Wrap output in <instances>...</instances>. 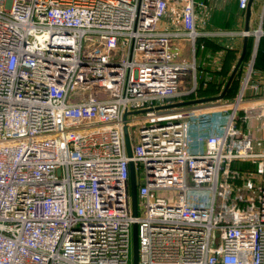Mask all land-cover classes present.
<instances>
[{
	"label": "built area",
	"instance_id": "1",
	"mask_svg": "<svg viewBox=\"0 0 264 264\" xmlns=\"http://www.w3.org/2000/svg\"><path fill=\"white\" fill-rule=\"evenodd\" d=\"M211 1L0 0V264H134V223L137 264H264L257 50L234 97L177 104L200 38L234 33L199 28Z\"/></svg>",
	"mask_w": 264,
	"mask_h": 264
},
{
	"label": "crops",
	"instance_id": "2",
	"mask_svg": "<svg viewBox=\"0 0 264 264\" xmlns=\"http://www.w3.org/2000/svg\"><path fill=\"white\" fill-rule=\"evenodd\" d=\"M210 4H211V8L208 10L209 16L207 20L204 19L202 25H199L200 29L206 31H215V32L227 31L234 33H218L215 35H209L200 38L199 42L203 45V47L199 49L198 63L201 72L205 73L203 76V80H205L207 77H209L210 79L214 78L215 82L217 83V86L218 83L221 82L222 84L221 89H222L226 83L228 76L233 71L242 53L244 38L241 37L239 34H237V32L244 30L245 28L246 11L244 12L239 10L236 0H213L211 1ZM226 17L231 18V23H230L232 25L231 28L226 26H220L221 18H226ZM243 18H245V21ZM263 19H264V2L263 5H261L260 7V13L258 16L259 22L258 25L256 26L257 28H260V26H262L261 23ZM256 27L250 28L251 31L256 32V30H258ZM251 36H253V50L254 49L258 50L259 40L262 36H264V32L261 34L260 37H257L255 34H252ZM260 48L262 49V53H261L262 57L260 63L258 64L257 62L254 66L255 68H254L253 81L256 80L264 81V38H262L260 42ZM228 51L234 52L235 58L233 61H228L227 66L229 71L227 75H224L220 71L225 63V55ZM256 57H257V53H256ZM242 70L244 71V67ZM241 79H242V75L240 78V83H241ZM240 165L244 166L243 164ZM240 165L237 164V166L239 167Z\"/></svg>",
	"mask_w": 264,
	"mask_h": 264
},
{
	"label": "water",
	"instance_id": "3",
	"mask_svg": "<svg viewBox=\"0 0 264 264\" xmlns=\"http://www.w3.org/2000/svg\"><path fill=\"white\" fill-rule=\"evenodd\" d=\"M253 0H250L249 5L247 7L246 10V23H245V28L244 30L249 31L250 27H249V19H250V15H251V3ZM246 43H247V37L244 38V44H243V49H242V53L238 59V62L236 64V66L234 67L230 78L227 82V84L225 85L223 91L216 95V96H211V97H206V98H200V99H194V100H189L186 102H181V103H177L178 105H190V104H198V103H207L210 101H217L219 99L224 98V95L231 83V81L233 80L234 75L236 74L238 68L240 67L242 60L244 58L245 52H246ZM170 100H173V98H171ZM125 130V140H126V147H127V152L128 155L131 156L132 155V147H131V141L129 138V134H128V130H127V126H125L124 128ZM130 166V190H131V199H132V210H133V215L136 216L138 213V198H137V176H136V171H135V164L133 161H130L129 163ZM132 244H133V262L134 264L138 263L139 260V241H138V225L137 223L133 224V228H132Z\"/></svg>",
	"mask_w": 264,
	"mask_h": 264
},
{
	"label": "rangeland",
	"instance_id": "4",
	"mask_svg": "<svg viewBox=\"0 0 264 264\" xmlns=\"http://www.w3.org/2000/svg\"><path fill=\"white\" fill-rule=\"evenodd\" d=\"M263 2L264 0H254L253 3L251 4V15H250V19H249V26L250 28H254L258 25V16H259V13H260V7L261 5H263ZM244 21H245V18H243ZM264 21V19H263ZM263 21H262V26H260V28H257L258 30L259 29H262L264 30V27H263ZM227 27L231 28L232 25H228ZM200 28V27H199ZM255 30V29H254ZM243 73L242 72V76H243ZM204 72H201L200 68L198 67L197 68V75L199 77V80L203 79V76H204ZM241 77V76H240ZM74 99H71V101H73ZM185 107V106H184ZM263 112V110H256V111H253V112H250L249 115H248V118H249V121H250V127L247 129V133L249 135L252 136V139L254 141V143L260 141V140H263V119L260 118V115L261 113ZM225 119H226V114H222L220 120L218 121V123L220 125H222L224 122H225ZM174 194H176V191H165V190H160V191H157L156 192V195L158 196H168V197H171L173 196ZM210 194L211 192L208 191V190H192L190 192V195L192 197L191 201L192 203L194 204H199L200 202H210ZM213 236H214V241H216V236H218V230L215 229L214 230V233H213Z\"/></svg>",
	"mask_w": 264,
	"mask_h": 264
},
{
	"label": "trees",
	"instance_id": "5",
	"mask_svg": "<svg viewBox=\"0 0 264 264\" xmlns=\"http://www.w3.org/2000/svg\"><path fill=\"white\" fill-rule=\"evenodd\" d=\"M231 23V18H221V22H220V26H228L230 25ZM263 27H264V21H263ZM262 38H264V36H262L259 40V45H258V50H257V57H256V60H255V64L258 62V64L260 63V60H261V53H262V49L260 48V42L262 40ZM200 41V40H199ZM204 42V41H203ZM200 43V42H199ZM262 47V46H261ZM252 50H253V36H249L247 37V43H246V52H245V55H244V58L242 60V63L240 65V67L238 68L236 74L234 75L233 77V80L231 81L225 95H224V98H232L234 97L239 89H240V76L243 72V64L249 60L250 56H251V53H252ZM261 50V52H260ZM260 52V54H259ZM235 58V54L234 52H230L228 51L225 55V63L221 69V73L224 74V75H227L229 69H228V66H227V63L228 61H233ZM258 59V60H257ZM229 65V64H228ZM227 66V67H226ZM232 73V72H231ZM231 75V74H230ZM230 75L228 76L227 80H226V83L225 85L227 84L229 78H230ZM221 82L218 83V86H217V83L215 82L214 78L213 79H209L208 81H205L203 79H201L199 81V87H198V95L201 97V98H206V97H211V96H216L218 94H220L224 87L221 89Z\"/></svg>",
	"mask_w": 264,
	"mask_h": 264
},
{
	"label": "bare ground",
	"instance_id": "6",
	"mask_svg": "<svg viewBox=\"0 0 264 264\" xmlns=\"http://www.w3.org/2000/svg\"><path fill=\"white\" fill-rule=\"evenodd\" d=\"M259 32H260V31H259ZM259 32H258V33H259Z\"/></svg>",
	"mask_w": 264,
	"mask_h": 264
}]
</instances>
